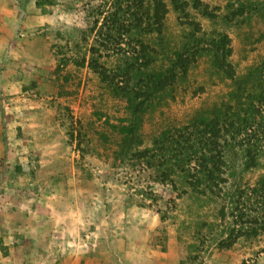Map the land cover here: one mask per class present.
Returning <instances> with one entry per match:
<instances>
[{"label": "rangeland", "instance_id": "obj_1", "mask_svg": "<svg viewBox=\"0 0 264 264\" xmlns=\"http://www.w3.org/2000/svg\"><path fill=\"white\" fill-rule=\"evenodd\" d=\"M165 1L167 47L155 68L166 65L182 33ZM248 1L256 2L202 0L218 14L213 21L191 11L205 31L228 34L237 74L264 57L261 8L224 19ZM103 2L0 0V264H264V230L239 235L227 210L218 215L228 197L189 190L177 197L142 177L130 157L225 99L229 80L208 55L198 56L125 143L118 131L129 118L125 100L82 60L94 45L88 8ZM98 54L107 68L120 62L100 47ZM241 161L230 156L226 175L245 187L264 163L244 169Z\"/></svg>", "mask_w": 264, "mask_h": 264}, {"label": "trees", "instance_id": "obj_2", "mask_svg": "<svg viewBox=\"0 0 264 264\" xmlns=\"http://www.w3.org/2000/svg\"><path fill=\"white\" fill-rule=\"evenodd\" d=\"M168 1L182 33L179 45L166 56L165 66L154 67L167 47L164 30L169 7L165 0H104L90 5L88 34L93 33L94 45L82 60L125 100L129 118L118 131L128 144L154 100L173 91L198 56L208 55L212 68L230 82L225 99L199 111L184 125L162 130L149 147L133 150L130 157L142 177L168 184L177 197L187 190L206 197L225 195L228 204L218 215L224 217L227 210L239 235H256L264 230V171L242 187L228 183L226 166L235 154H240L244 169L256 167L261 159L264 163V57L237 74L229 60L228 34L216 28L205 31L191 12L213 21L218 15L214 9L202 0ZM239 5L224 15L226 21L240 17L245 7L253 5L264 13V0ZM99 47L120 56L114 69L99 62Z\"/></svg>", "mask_w": 264, "mask_h": 264}, {"label": "crops", "instance_id": "obj_3", "mask_svg": "<svg viewBox=\"0 0 264 264\" xmlns=\"http://www.w3.org/2000/svg\"><path fill=\"white\" fill-rule=\"evenodd\" d=\"M7 18H6V21H7V23L10 21V18L8 17V16H6ZM6 22H4L3 24H7ZM97 260H98V258L97 257H95Z\"/></svg>", "mask_w": 264, "mask_h": 264}]
</instances>
